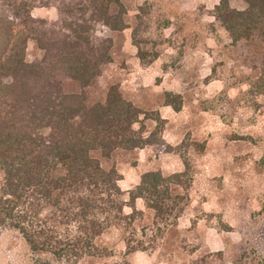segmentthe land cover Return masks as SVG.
Masks as SVG:
<instances>
[{
    "label": "rangeland",
    "instance_id": "374dc122",
    "mask_svg": "<svg viewBox=\"0 0 264 264\" xmlns=\"http://www.w3.org/2000/svg\"><path fill=\"white\" fill-rule=\"evenodd\" d=\"M120 1L125 30L114 33L90 22L92 37L112 40V62L102 66L89 99L102 100L108 85L118 84L124 98L166 121L161 137L174 150L117 151L103 164L121 175L118 186L125 200L146 172H184L189 186L173 188L186 199L175 200L182 209L177 227L155 250L125 256L121 232L111 229L101 237L103 258L80 264H264V93L249 92V84H260L264 73V39L257 33L233 44L213 16L219 0ZM48 3L30 12L44 22L48 36L60 37L66 22L89 19L90 10L78 11L87 5L84 0ZM229 5L246 8L242 0H229ZM7 14L0 0V15ZM42 56L29 40L26 60ZM67 89L78 87L68 83ZM165 92L181 98L179 112L164 106ZM154 126L145 122L147 132ZM135 208L143 211L140 199ZM0 264L56 263L34 254L16 231L5 229Z\"/></svg>",
    "mask_w": 264,
    "mask_h": 264
},
{
    "label": "trees",
    "instance_id": "16d2710c",
    "mask_svg": "<svg viewBox=\"0 0 264 264\" xmlns=\"http://www.w3.org/2000/svg\"><path fill=\"white\" fill-rule=\"evenodd\" d=\"M48 1L4 0L8 14L0 15V233L16 231L31 252L56 264L103 258L101 237L111 229L121 232L125 256L153 251L177 227L182 209L175 200L186 194L173 188L189 186L184 172L143 173L125 200L121 175L103 162L117 151L157 146L173 152L161 137L166 121L124 98L118 84L108 85L102 100L89 99L102 66L112 62V40L92 37L90 22L122 32L125 7L120 0H84L78 11L90 10L89 21L64 23L56 38L30 15ZM242 1L244 10L229 0L214 8L233 44L257 33L264 39V0ZM29 40L43 51L38 61L26 60ZM260 81L249 92L263 94L264 73ZM68 83L78 90L68 91ZM163 104L174 112L182 107L170 92ZM148 121L155 126L147 132ZM138 199L143 211L135 208Z\"/></svg>",
    "mask_w": 264,
    "mask_h": 264
},
{
    "label": "crops",
    "instance_id": "0c3cea01",
    "mask_svg": "<svg viewBox=\"0 0 264 264\" xmlns=\"http://www.w3.org/2000/svg\"><path fill=\"white\" fill-rule=\"evenodd\" d=\"M217 4H218V2H216L215 4H214V6H217ZM193 5V4H192ZM196 7L194 6V7H192L191 8V10H194ZM206 9H207V7H205ZM214 7H212V8H210V9H213Z\"/></svg>",
    "mask_w": 264,
    "mask_h": 264
}]
</instances>
